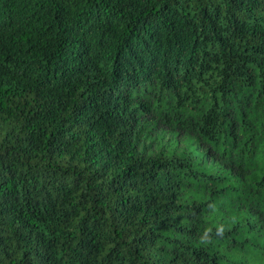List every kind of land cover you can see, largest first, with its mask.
Wrapping results in <instances>:
<instances>
[{
  "label": "trees",
  "instance_id": "obj_1",
  "mask_svg": "<svg viewBox=\"0 0 264 264\" xmlns=\"http://www.w3.org/2000/svg\"><path fill=\"white\" fill-rule=\"evenodd\" d=\"M0 264H264V0H0Z\"/></svg>",
  "mask_w": 264,
  "mask_h": 264
}]
</instances>
